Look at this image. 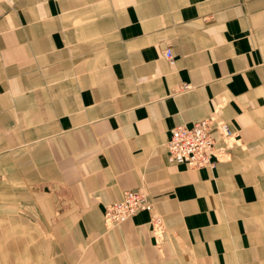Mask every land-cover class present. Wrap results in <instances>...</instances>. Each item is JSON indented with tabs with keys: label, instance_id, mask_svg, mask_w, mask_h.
<instances>
[{
	"label": "crops",
	"instance_id": "1",
	"mask_svg": "<svg viewBox=\"0 0 264 264\" xmlns=\"http://www.w3.org/2000/svg\"><path fill=\"white\" fill-rule=\"evenodd\" d=\"M209 117L234 144L170 163ZM0 264H264V0H0Z\"/></svg>",
	"mask_w": 264,
	"mask_h": 264
},
{
	"label": "built area",
	"instance_id": "2",
	"mask_svg": "<svg viewBox=\"0 0 264 264\" xmlns=\"http://www.w3.org/2000/svg\"><path fill=\"white\" fill-rule=\"evenodd\" d=\"M164 57L170 63H174L172 48L164 50ZM188 88V85H185ZM168 141V161L177 165H186L189 168L211 167L215 164V152L217 141L215 133L226 143V147L234 144L235 134L226 122H215L212 118L197 120L193 125L181 123L173 128ZM225 147V148H226ZM223 148V149H225ZM154 205L147 192L142 189L125 191L122 200L111 202L104 212L105 226L120 225L132 218L140 210L153 212ZM152 229L158 240H162L164 231V219L155 215L152 220Z\"/></svg>",
	"mask_w": 264,
	"mask_h": 264
}]
</instances>
